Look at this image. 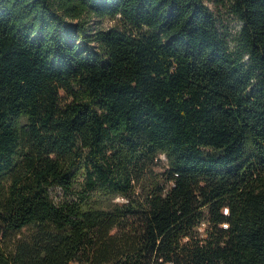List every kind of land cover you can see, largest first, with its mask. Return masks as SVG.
Instances as JSON below:
<instances>
[{"label": "trees", "instance_id": "trees-1", "mask_svg": "<svg viewBox=\"0 0 264 264\" xmlns=\"http://www.w3.org/2000/svg\"><path fill=\"white\" fill-rule=\"evenodd\" d=\"M232 2L235 50L206 0H0V264H264V0Z\"/></svg>", "mask_w": 264, "mask_h": 264}, {"label": "rangeland", "instance_id": "rangeland-1", "mask_svg": "<svg viewBox=\"0 0 264 264\" xmlns=\"http://www.w3.org/2000/svg\"><path fill=\"white\" fill-rule=\"evenodd\" d=\"M206 3L216 13L219 22V27L221 29V33L227 39L229 48L231 50L237 49L239 32L243 24L240 22L239 18L233 11L232 0H206ZM93 22H97L99 26L104 28L115 27V26H119L120 24L119 21L110 20V19H104L100 21L94 19ZM165 165H166V158L162 156V162L159 163V167L156 168V170L158 171L160 169H163ZM61 194L62 192L58 190L55 195L60 196ZM116 201L123 202L125 201V199L120 197L116 199ZM33 230H34L33 227H26L19 232H14L9 234L4 240V248L6 250L14 249V245H15L14 243L18 239L29 237Z\"/></svg>", "mask_w": 264, "mask_h": 264}]
</instances>
